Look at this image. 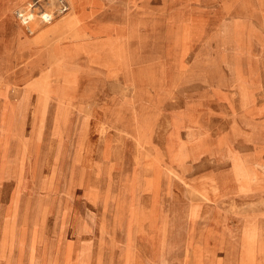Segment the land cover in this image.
I'll return each instance as SVG.
<instances>
[{
  "label": "rangeland",
  "instance_id": "1",
  "mask_svg": "<svg viewBox=\"0 0 264 264\" xmlns=\"http://www.w3.org/2000/svg\"><path fill=\"white\" fill-rule=\"evenodd\" d=\"M45 3L41 22L69 18ZM77 15L87 35L36 49L26 74L84 107L36 110L16 68L0 80V264H225L228 225L264 226V191L233 193L264 161V0H79Z\"/></svg>",
  "mask_w": 264,
  "mask_h": 264
},
{
  "label": "bare ground",
  "instance_id": "2",
  "mask_svg": "<svg viewBox=\"0 0 264 264\" xmlns=\"http://www.w3.org/2000/svg\"><path fill=\"white\" fill-rule=\"evenodd\" d=\"M53 5L54 8L58 7L60 0H42V7H33L31 0H0V80L4 81L9 78V72L15 69V73L19 79L15 83L23 85V91L27 98L34 92L36 93L37 101L33 105L36 110H47L50 102L55 100L60 106L72 105L77 109L84 107V97L78 100V103H71L59 98L57 94H49L46 86L51 84L47 81L39 86L30 80L26 74V69L33 63L29 59L35 55L36 49H42V55L46 54L51 47L62 54L64 44L67 42H75L82 39L87 35V27L91 21L85 22L79 18L77 11L79 8V0H67L70 3L71 14L65 22L58 23L55 17L50 13L51 20L47 23L45 20L40 21L42 14L41 11L45 10L46 3ZM66 0H62L64 2ZM28 3V4H27ZM51 11V10H50ZM14 13L18 15L19 21L13 24ZM111 13V12H110ZM46 15V16H47ZM111 15V14H109ZM88 16H92V13ZM87 16V17H88ZM54 20V21H53ZM6 21L12 22L11 28L14 31L18 27V32L15 34V40H9L5 37L8 30L3 26ZM24 28L29 32H25ZM2 34V37H1ZM35 36V37H33ZM57 36V40L52 42ZM33 37V38H32ZM51 44V45H50ZM51 47H50V46ZM28 61V62H27ZM48 75V72H44ZM46 75V76H47ZM48 77V76H47ZM20 91V89H18ZM89 102V101H88ZM29 101L26 105L28 106ZM32 106V103L30 107ZM29 107V108H30ZM257 167L248 169L240 167V175L243 181L234 195L247 196L254 194L257 196L260 192L264 191V177L261 175L263 172L264 161L261 160L259 155L255 156ZM197 195L203 196L206 203L215 202L217 193L213 188L208 185H200L195 188ZM228 241L225 245L217 247L213 252L224 251L226 253L225 264H264V226L260 225L258 219L241 218L235 226L228 225ZM238 244V245H237ZM239 246V249L237 250ZM237 250V251H236ZM236 253V254H235ZM219 264H223L220 260Z\"/></svg>",
  "mask_w": 264,
  "mask_h": 264
},
{
  "label": "built area",
  "instance_id": "3",
  "mask_svg": "<svg viewBox=\"0 0 264 264\" xmlns=\"http://www.w3.org/2000/svg\"><path fill=\"white\" fill-rule=\"evenodd\" d=\"M63 8H66V7H64V6H63ZM50 20H51L50 16H49V15H47V16H46V20H45V21L49 22Z\"/></svg>",
  "mask_w": 264,
  "mask_h": 264
}]
</instances>
